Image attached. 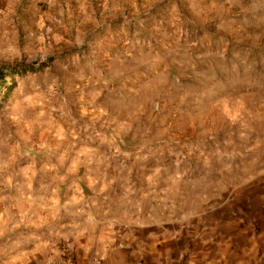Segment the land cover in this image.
Masks as SVG:
<instances>
[{"label":"rangeland","instance_id":"obj_1","mask_svg":"<svg viewBox=\"0 0 264 264\" xmlns=\"http://www.w3.org/2000/svg\"><path fill=\"white\" fill-rule=\"evenodd\" d=\"M21 68L5 175L59 162L111 221L264 264V0H0V70Z\"/></svg>","mask_w":264,"mask_h":264},{"label":"crops","instance_id":"obj_2","mask_svg":"<svg viewBox=\"0 0 264 264\" xmlns=\"http://www.w3.org/2000/svg\"><path fill=\"white\" fill-rule=\"evenodd\" d=\"M59 165L31 161L15 176L0 164V264H230L218 236L205 233L201 247L180 248L168 230L111 221L104 203L74 192L75 177L59 175ZM226 239L232 248L235 237Z\"/></svg>","mask_w":264,"mask_h":264},{"label":"trees","instance_id":"obj_3","mask_svg":"<svg viewBox=\"0 0 264 264\" xmlns=\"http://www.w3.org/2000/svg\"><path fill=\"white\" fill-rule=\"evenodd\" d=\"M3 70L1 69L0 70V79H6V78H10V79H13V78H16V76L15 77H13V75H19L22 71H24L23 70V68H21V69H16V70H14V71H6V72H2ZM0 89H1V87H0ZM4 98V96L3 95H1L0 94V101L2 100Z\"/></svg>","mask_w":264,"mask_h":264},{"label":"built area","instance_id":"obj_4","mask_svg":"<svg viewBox=\"0 0 264 264\" xmlns=\"http://www.w3.org/2000/svg\"><path fill=\"white\" fill-rule=\"evenodd\" d=\"M96 264L100 263V260L95 261ZM44 264H63L62 260L47 261Z\"/></svg>","mask_w":264,"mask_h":264},{"label":"water","instance_id":"obj_5","mask_svg":"<svg viewBox=\"0 0 264 264\" xmlns=\"http://www.w3.org/2000/svg\"><path fill=\"white\" fill-rule=\"evenodd\" d=\"M36 63H34V65H35Z\"/></svg>","mask_w":264,"mask_h":264}]
</instances>
